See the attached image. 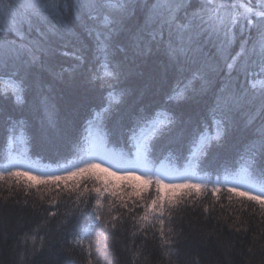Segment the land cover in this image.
I'll return each instance as SVG.
<instances>
[{
    "label": "trees",
    "instance_id": "16d2710c",
    "mask_svg": "<svg viewBox=\"0 0 264 264\" xmlns=\"http://www.w3.org/2000/svg\"><path fill=\"white\" fill-rule=\"evenodd\" d=\"M0 2L21 5L16 0ZM121 2L128 6L127 28L135 29L155 0ZM260 2L246 0L254 9ZM198 6L192 0L191 7ZM148 31L139 46L117 33L109 69H115L117 79L103 78L93 56L95 38L86 32L79 40L68 36L57 41L45 71L27 81L19 101L1 89L8 77L0 72V264H264V209L222 184L212 194L211 185V180L220 183L223 177L241 173L248 183L264 187L260 179L264 153L249 150L255 137L245 123L252 113L256 114L252 127L264 118V68L257 32L245 33L251 36L248 55L230 71L213 45L205 52L215 70L203 61L170 62L163 47L152 43L149 50ZM10 39V33H0V46ZM65 45L69 51L82 52L83 59L62 56ZM239 48L238 38L230 55ZM180 91L179 99H169ZM110 96L118 103L105 111ZM225 96L240 98L231 113L220 104ZM154 114L162 125L169 119L172 123L143 151V163L151 172L159 166L181 170L201 133L216 126L217 139L194 158V171L209 180L205 187L211 190L183 186L157 192L154 179L142 189L136 180L114 181L95 170L55 183L5 171L12 154L53 168L83 160L91 129L100 134L110 155L132 159L140 132L137 129L136 137L130 138V129H136L139 116ZM157 197V205H152Z\"/></svg>",
    "mask_w": 264,
    "mask_h": 264
},
{
    "label": "snow or ice",
    "instance_id": "6c2138e0",
    "mask_svg": "<svg viewBox=\"0 0 264 264\" xmlns=\"http://www.w3.org/2000/svg\"><path fill=\"white\" fill-rule=\"evenodd\" d=\"M196 2L199 6L193 8L192 0H155L147 9L143 24L135 29H128L125 24L128 6L121 0H103L102 3L100 0H27V3L18 6L0 2V33L7 32L12 37L0 46V72H3L14 84L11 91L19 101L21 97L18 93L23 90L27 81L45 71L46 58L54 55L57 41L68 36L79 40L81 33L86 32L89 37L95 38L93 56L103 69V78L117 79L115 69L109 70L110 50L117 33L121 36L126 35L130 44L139 46L144 33L149 29L148 35L151 37L149 50L152 43L163 47L170 62L185 64L203 61L206 67L215 70L205 52L208 45H213L216 47L217 55L225 59V66L230 71L241 57H247V42L251 36H246L245 33L255 29L262 54L261 66L264 68V0H261L259 9L249 6L246 0H196ZM21 8L24 10L22 13L19 11ZM101 8L105 9L103 13L99 11ZM70 10L71 15H69ZM253 17L258 19L254 20ZM238 38L240 48L235 55H230ZM64 48L65 50L60 52L62 56L77 62L83 59L82 52L69 51L67 45ZM225 53H228L230 58L225 57ZM97 78L101 77L98 75ZM252 87H255V82ZM182 95L183 92L180 91L175 94V97H169V99H179ZM262 95H264V89H262ZM113 102L118 103L115 96H110L109 104L104 110H109ZM239 103L240 98L237 96H225L220 100V104L227 113L237 109ZM261 113L264 114V106L261 107ZM155 115L139 116L136 129H130L132 132L130 138L136 137V130H139L138 139L141 141L140 148L143 151L148 150L149 141L153 137L162 135L167 125L172 123L169 119L167 124L162 125ZM255 120L256 114L252 113L245 121L246 125L252 128L255 137L249 150L264 153V118L258 126L252 127ZM201 139H203L202 133ZM121 163L130 162L121 161ZM98 168H101L100 164L88 161L83 166L76 167L69 175L76 176ZM101 171L110 176L116 175V172L110 171L109 168H102ZM126 171L131 172L132 169H126ZM27 174L20 171L10 173L16 176ZM31 178L36 179V177ZM60 179H67V176H49L44 182L50 180L55 183ZM260 179L264 185V170L261 171ZM152 181L153 176L147 175L145 183ZM154 182L157 192L162 186L169 187L164 185L158 176L155 177ZM182 186L197 189L201 187L197 184L171 185V187ZM96 191L99 193L100 189ZM228 191L238 197L255 201L264 209V191L254 195L250 190L239 191L238 186H233ZM158 199L159 197L152 200V205H157ZM97 203L99 204V200ZM158 210L160 216H163L164 205L160 204ZM95 218L101 217L96 215ZM142 219L146 220L147 216ZM159 223L163 225V219H160ZM31 239L35 241L36 238L33 236ZM76 243H80V240L78 239Z\"/></svg>",
    "mask_w": 264,
    "mask_h": 264
},
{
    "label": "rangeland",
    "instance_id": "374dc122",
    "mask_svg": "<svg viewBox=\"0 0 264 264\" xmlns=\"http://www.w3.org/2000/svg\"><path fill=\"white\" fill-rule=\"evenodd\" d=\"M17 2L24 4L27 3V0H16ZM14 87V84L10 82L9 80L3 81L1 84V89L3 91H9L13 94L11 89ZM20 94V93H18ZM14 97L17 98L16 95L13 94ZM219 135V131L216 128V126H213V129L210 131H206L203 133V139H199V142L197 146L193 150V154L187 162V165L184 166L181 170L177 172H173L171 168H168L166 166H159L156 168L153 172L148 171L147 168H145V165L143 163V149L140 148V139H135V151L133 153L132 159H126L121 160L120 158H116L114 155H110L107 150L104 148L102 138L100 134L94 130L91 129L89 133L88 138V155L84 157L83 160H72L70 162H67L64 165H61L59 168H53V167H42L37 166L36 164H32L27 162L26 160L17 157L15 154H12L9 158V162L7 167H5L6 173H13L16 171L20 172H26L27 175L24 176H31L36 177L37 179H43L48 178L49 176H61L69 175L70 172L74 171L76 167L83 166L84 163L88 161H92L94 163H98L101 165V168L93 169L95 171L102 172V168H109L110 171L116 172L115 176H110L111 178H114L113 180L120 181L122 180L121 177L127 176L130 179L136 180L141 183V188L144 189L149 184L145 183V179L147 175H152L153 179L155 180V177H159L164 185H169V187H163L164 189H171V188H186V187H171V185H192L197 184L201 187L197 188H190L192 191H197L199 189H207L211 190L210 188H206L205 184L206 181H209L208 179L205 180V178L201 175H198L194 171V158L201 152L202 148L210 141L217 139ZM140 137V136H139ZM121 161H127L130 163H121ZM126 169H132L131 172L126 171ZM10 171V172H9ZM5 174V173H3ZM6 175V174H5ZM64 177V176H62ZM220 183L218 179L211 180V185L215 188L218 184H222L224 186H227L228 188H231L233 186H238L239 191H246L250 190L252 194H259L261 191H264V187L260 186L256 183H248V180L244 177L243 174H236L234 176H227L220 179ZM212 194L216 191H213Z\"/></svg>",
    "mask_w": 264,
    "mask_h": 264
}]
</instances>
